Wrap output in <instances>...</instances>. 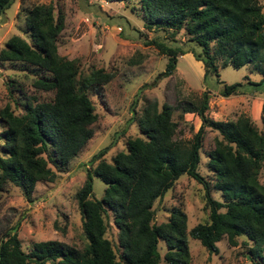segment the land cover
I'll return each instance as SVG.
<instances>
[{
  "label": "trees",
  "instance_id": "trees-1",
  "mask_svg": "<svg viewBox=\"0 0 264 264\" xmlns=\"http://www.w3.org/2000/svg\"><path fill=\"white\" fill-rule=\"evenodd\" d=\"M12 2L0 0V15ZM131 10L140 16L145 30L165 32L171 41L181 32L191 45L187 51L152 39L150 44L166 56L157 79L173 72L177 55L191 52L202 63L203 80L218 77L219 63L234 68L249 65L260 78L244 83L251 86L250 93L264 92V12L257 0H134ZM22 12L25 39L17 34L6 38L0 62L19 64L32 77V86L47 95L41 99L35 94L24 96L18 86L9 85V91L17 89L24 101L13 100L16 113L8 105L0 109V191L10 183L31 202L35 183L52 181L55 172L63 171L93 135L97 114L88 92L101 88L112 75L96 69L75 78V61L57 53L60 17L54 20L42 4ZM218 83L217 93L222 97L241 94L237 91L240 82ZM179 105L180 118L192 113L200 121L189 141L180 139L178 122L172 119ZM207 109L206 91L199 99L183 100L174 107L144 102L132 117L139 136L127 138L124 148L109 161L102 158L107 147L93 154L89 163L94 165L85 170V179L74 194L86 240L83 247L49 239L32 243L24 252L16 237V222L0 237V264H160L161 258L164 264H188L187 236L210 254L216 253L215 243L222 236L229 245L243 236L250 242L251 258L261 257L264 185L258 173L264 169V102L259 127L243 115L213 120ZM205 128L217 133L205 163L213 176L212 185L197 171ZM183 174L201 185L209 221L186 231L185 214L172 207L165 222L153 223V202ZM92 177L104 185L99 198L92 195ZM211 188L222 201L211 198ZM108 213L116 229V251L104 237ZM159 241L164 245L162 257Z\"/></svg>",
  "mask_w": 264,
  "mask_h": 264
},
{
  "label": "rangeland",
  "instance_id": "rangeland-1",
  "mask_svg": "<svg viewBox=\"0 0 264 264\" xmlns=\"http://www.w3.org/2000/svg\"><path fill=\"white\" fill-rule=\"evenodd\" d=\"M264 12V0H257ZM34 4L48 7L55 20L60 17L61 28L57 34V53L76 63L75 78L86 76L93 70L101 69L110 73L111 78L98 90L88 92L97 114L92 125L93 135L85 143L80 153L72 158L61 172H55L52 181H37L30 193L32 201H27L18 187L6 183L0 191V237L17 222L16 237L24 252L37 241L56 239L81 249L85 238L81 229L75 192L85 179L90 157L107 147L103 159H109L124 148L127 138L139 136L132 120L144 102L155 101L158 106L177 105L183 100H197L203 91L208 95L207 116L213 120H235L238 116L249 117L259 127L260 107L264 102V92L250 93L251 86L244 81H257L260 75L251 71L249 65L234 68L230 65H217L218 77L202 78V63L195 60L191 52L177 55L173 72L157 79L166 61L152 39L166 45L192 50L181 32L168 38L165 32L147 31L143 28L140 16L131 10L134 0L115 2L106 0H13L0 15V48L12 34L25 37L21 32L23 12ZM59 11V14H58ZM58 15V16H57ZM135 29V30H134ZM162 39H161V38ZM25 39V38H24ZM19 64L0 62V109L8 105L16 113L13 100L24 101V96L35 94L38 99L47 93L32 86V77L25 75ZM28 74V72H27ZM41 76V75H38ZM240 82L237 91L241 94L222 97L217 90L220 83ZM18 86L23 95L9 85ZM20 105V104H19ZM181 105L172 111V119L178 122L180 139L189 141L197 130L200 121L192 113H184ZM2 122L0 121V129ZM217 133L209 128L204 134L199 149L198 173L212 185L213 176L206 169V154L213 147ZM258 181L264 185V169L258 173ZM103 183L92 177V195L99 198ZM211 198L222 201L218 191L210 189ZM172 207H178L186 216L185 228L188 231L198 223L209 221V208L204 199L201 185L190 176L181 175L172 186L153 202L152 222H165ZM222 210V209H221ZM104 237L116 251V229L108 219ZM236 244L229 245L222 236L216 243V253H208L197 240L187 236L189 251L188 264H260L264 258L252 257L250 242L243 236L235 238ZM160 257L164 252L162 241L157 243ZM160 264H164L162 258Z\"/></svg>",
  "mask_w": 264,
  "mask_h": 264
}]
</instances>
